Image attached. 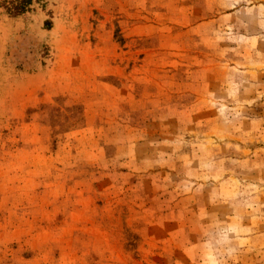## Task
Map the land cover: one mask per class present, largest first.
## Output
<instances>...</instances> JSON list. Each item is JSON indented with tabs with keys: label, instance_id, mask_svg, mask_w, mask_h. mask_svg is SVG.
I'll return each mask as SVG.
<instances>
[{
	"label": "rangeland",
	"instance_id": "374dc122",
	"mask_svg": "<svg viewBox=\"0 0 264 264\" xmlns=\"http://www.w3.org/2000/svg\"><path fill=\"white\" fill-rule=\"evenodd\" d=\"M0 264H264V0L0 6Z\"/></svg>",
	"mask_w": 264,
	"mask_h": 264
},
{
	"label": "trees",
	"instance_id": "16d2710c",
	"mask_svg": "<svg viewBox=\"0 0 264 264\" xmlns=\"http://www.w3.org/2000/svg\"><path fill=\"white\" fill-rule=\"evenodd\" d=\"M31 5L32 0H0V6L11 16L29 11Z\"/></svg>",
	"mask_w": 264,
	"mask_h": 264
}]
</instances>
